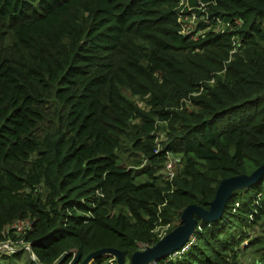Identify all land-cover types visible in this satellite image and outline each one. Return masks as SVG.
Listing matches in <instances>:
<instances>
[{
	"label": "trees",
	"instance_id": "trees-1",
	"mask_svg": "<svg viewBox=\"0 0 264 264\" xmlns=\"http://www.w3.org/2000/svg\"><path fill=\"white\" fill-rule=\"evenodd\" d=\"M180 1L0 0V244L15 249L0 264H80L104 247L129 264L223 179L264 165V0H188L211 21L197 10L187 32ZM195 216L185 246L149 264L264 259V175L219 217Z\"/></svg>",
	"mask_w": 264,
	"mask_h": 264
},
{
	"label": "water",
	"instance_id": "water-1",
	"mask_svg": "<svg viewBox=\"0 0 264 264\" xmlns=\"http://www.w3.org/2000/svg\"><path fill=\"white\" fill-rule=\"evenodd\" d=\"M263 175L264 165H261L251 174H240L223 179L218 186L216 196L211 202V207L209 209L196 204H190L187 206L182 214V224L163 236L155 245L136 251L132 255L129 264H149L158 257L169 255L175 250L183 248L197 226L198 220L195 214L202 219H215L219 217L230 194L235 188L250 185ZM6 247L15 250L9 244H7ZM30 252L31 255L35 257L31 248ZM68 252H66L58 262H60ZM105 253L115 254L119 264H125L122 251L114 247L100 248L90 253L80 264H90L95 256ZM78 258L79 254L76 256L75 261L72 264H76Z\"/></svg>",
	"mask_w": 264,
	"mask_h": 264
},
{
	"label": "built area",
	"instance_id": "built-area-1",
	"mask_svg": "<svg viewBox=\"0 0 264 264\" xmlns=\"http://www.w3.org/2000/svg\"><path fill=\"white\" fill-rule=\"evenodd\" d=\"M197 10L203 11L204 15L202 16V19H204L206 22L211 21V17L209 16V12H208V3L203 1H198L197 4L192 5L188 0L180 1L178 5V21L183 24L182 31L187 32L197 25L199 20ZM187 19H191V21L189 24L186 25V23L188 22ZM212 19L218 22L219 29L222 31H224L226 28H228V30L231 31L233 30V26L235 24L237 25L241 24V21L238 18L233 19V22L231 20L222 18L220 16H213ZM166 167L168 169V172L172 175L173 174L172 158H170V160L167 162ZM31 224L32 222L29 219H18L14 224L11 225V228H14L19 232H23L25 228L31 226ZM5 243L10 245L8 241L4 242V244ZM28 247H30L29 244Z\"/></svg>",
	"mask_w": 264,
	"mask_h": 264
},
{
	"label": "rangeland",
	"instance_id": "rangeland-1",
	"mask_svg": "<svg viewBox=\"0 0 264 264\" xmlns=\"http://www.w3.org/2000/svg\"><path fill=\"white\" fill-rule=\"evenodd\" d=\"M187 21L188 22L186 23V25L190 23L191 19H187ZM6 245L7 243L0 244V249H2L3 247H6ZM24 255L27 256V252ZM242 259L244 261V264H255V263L264 264V259L257 257L251 248H248L246 252H244Z\"/></svg>",
	"mask_w": 264,
	"mask_h": 264
}]
</instances>
